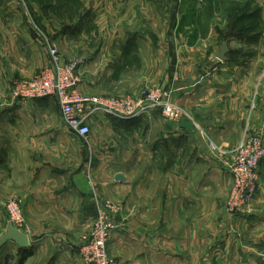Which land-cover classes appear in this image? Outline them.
<instances>
[{
  "label": "crops",
  "instance_id": "obj_1",
  "mask_svg": "<svg viewBox=\"0 0 264 264\" xmlns=\"http://www.w3.org/2000/svg\"><path fill=\"white\" fill-rule=\"evenodd\" d=\"M79 1L87 8L86 14L76 25L64 26L59 37L58 44L65 56L68 54L70 58L75 54L77 44L71 42L75 35L77 39L79 33L82 36L90 33V26L96 30L97 21L85 28L94 14L101 15L105 11L110 18L107 40L98 45H85L87 39L78 43L82 47L97 46L91 56L109 62L107 72L95 73L96 61L80 69L79 92L122 97L120 94L126 93L133 84L128 78L132 69L142 65L147 69V59L155 68L160 61L156 51H160L163 57H168L163 66L155 68L154 73L160 77L148 76L146 80L155 86L173 89V102L184 114L177 121L166 119L159 112L123 121L103 115L94 117L91 124L99 127L100 137L120 129L130 138L123 154L124 170L107 175L104 165L96 172L104 181L99 182L91 194L81 185L80 189L67 191V199L72 204L67 206L70 212L66 217L75 224L87 225L101 212V199L119 204L121 214L113 217L119 231L112 250L126 264H215L214 260L222 264L219 258L235 264L244 250L234 248L231 243L240 226L237 222L243 218L227 217L223 206L232 188L231 165L237 147L248 133L264 136V58L252 57L234 64L231 58L219 61L217 51L219 35L228 24L229 3L248 0ZM250 1L260 9L264 19V0ZM223 14L227 20L217 23ZM22 24L19 20L17 24L12 22L10 32ZM27 30L31 41L23 42L22 48L21 38L13 41L7 35V40H3L4 33L0 32V46L6 51L2 60L0 58V106L4 107H1L3 112L6 110L16 118L0 121V129L12 131L11 147L6 146L0 153L26 155L24 161L36 163L37 156L47 148L46 159H51L56 122L47 121L52 98L21 101L13 95L15 82L30 79L50 65L47 44L38 39L37 32L30 26ZM262 44L252 45L251 50H258ZM68 46L72 47V54L66 52ZM143 50L147 51L146 56L141 53ZM170 50L171 57L168 56ZM93 57L85 58L91 61ZM257 90L261 92L258 99ZM38 117L42 121H36ZM117 125L121 127L116 128ZM57 126L67 131L62 122ZM58 131L56 128L55 132ZM93 142L99 150L109 144L104 138ZM119 174L125 177L124 183L115 180ZM86 195H91L90 200L84 201ZM255 198L253 202L257 203ZM62 199L61 195L54 198L44 191L31 207L37 211L48 210L49 205L59 207ZM35 224L36 221L34 227ZM44 234L46 238L37 240L29 249L12 244L5 247L9 251L13 249V255L17 250L19 256L47 257L46 264L80 263L78 257L58 245L62 240L58 230ZM8 257L10 253L5 259Z\"/></svg>",
  "mask_w": 264,
  "mask_h": 264
},
{
  "label": "rangeland",
  "instance_id": "obj_2",
  "mask_svg": "<svg viewBox=\"0 0 264 264\" xmlns=\"http://www.w3.org/2000/svg\"><path fill=\"white\" fill-rule=\"evenodd\" d=\"M216 4L217 8H220V3L217 2ZM228 6V24L219 35L217 55L221 52L223 44L228 41L230 52L227 56L228 58H231L232 63L234 64L237 62L239 63L242 59H250L252 57L264 58V44H262L264 42V19L262 17V13L257 14L258 16L261 15V18L258 22H256L250 18L239 17L242 13L250 12V9L243 7L242 2L232 1ZM251 9H254L253 5L251 6ZM86 12L87 8H84L82 2L79 0H0V32L4 33L2 38L3 40H7V35L13 41L21 38V46H19L22 48L23 42L31 41L30 35L27 34L29 33L27 29H29L30 26L37 32L36 35L38 39L41 38V40L47 44L48 48H46L49 56L51 53L50 47L55 46L57 47L59 54H61V57L66 60L64 61L65 63H77V74L80 79V69L84 68V66L86 67L87 65L90 66V62L96 61L98 63L97 66H95V73L97 74L103 71L107 72L109 67L106 66V64L109 63L106 59L91 56V53L96 50L97 46H79L80 43H83L84 39H87V43L85 45H88L89 43L98 45L101 41H105L109 38L107 25L110 18L109 14L105 11L101 15L94 14V18L92 19L91 17L85 27L88 28L89 24H95L97 21L96 30L98 31L93 30V28H91L92 26H90V33H87L86 35L84 34L83 36L79 33L77 39H75V35V38L71 40V42H76L77 44V46H75V54L73 56L70 58L68 54L65 56L63 54L65 52L64 49H62V51L60 49L58 44L59 37L61 36V32H64V26L76 25L81 16L85 15ZM25 15H27V17ZM90 16L88 18H90ZM227 19L225 18V14H223L222 18H218L217 23L221 20L226 21ZM237 19L238 21H236ZM18 20L23 22L22 26H19L16 31L10 32L12 22L17 24ZM22 30L25 32H21ZM241 31H246L247 34L242 33ZM116 35L119 36V34ZM245 35L254 36L256 38L253 40L255 43H247L246 41L250 42L252 40L245 38ZM205 36L208 37V34H205ZM111 40H113L112 37ZM205 42L209 43L208 41ZM242 43H246L248 45H244ZM259 43L262 44L259 48L260 50H251L252 45L254 46ZM144 44L145 43H142V45ZM65 49L67 53L72 54L73 49L71 46H68ZM171 51L172 50L169 51L168 55L170 57ZM5 52V49L0 46L1 60V56L4 55ZM156 52V57H158L160 61L155 68H160L161 65L163 66L164 63H166L168 57L166 55L163 57L160 51ZM141 53H144L143 55L145 56L147 55V51L143 50ZM85 57L93 58H91V61H86ZM51 59L52 58L50 56V65ZM147 62V69L145 65H142L139 68L136 66L132 69L128 78L132 79L133 84L131 85V89L126 90V93L120 94L122 97L99 95L86 96L92 98L139 99L143 93L156 87H162L160 85L155 86L151 84L150 81L147 82L148 80H146V78L148 76H152L153 78L160 77L157 75V72L154 73L156 69L151 64V60L147 59ZM48 66H45L39 73L30 79L39 77L41 73L48 68ZM144 67L145 69H143ZM163 72L164 71L162 70V73ZM30 79L17 81L12 85V88L14 85ZM124 79V76H122V81ZM140 79L145 80L144 82H139ZM122 85H120V87ZM257 91L258 93L256 94V98L258 99L261 92H259V90ZM123 95H125V97H123ZM1 107L2 106H0V121H6L8 119L13 121L15 116L9 112H5L6 110L3 112L2 108L4 109V107ZM49 107L51 114L47 121H52L53 123L56 122V126H53L54 129L52 144L50 146V160L46 159L45 156L48 155L49 148H47L48 150L46 152L42 151V154L37 156L36 163L24 161L23 158L28 157L26 155L16 154L7 156V154H4L3 156V154L0 153V158H2V160H0V238L8 233L9 227L12 225L19 231L30 236V244L34 245L37 243V240L46 238L44 233L50 232L51 230H58L60 233L58 235L62 238V240L58 242V245L62 248L68 249L69 253L72 254L73 257H78L80 261L79 264H86L82 251L84 247L91 242L98 229L105 224L109 229L107 231L108 238L106 243L108 257L114 260L116 264H126V261L114 255L112 250V244L119 231V225L113 220L115 215L119 216L121 214V207L119 204L115 205V203L110 199H101V212H99V214L96 213V215L92 217L93 220H89L87 225H85V223L82 225L75 224L71 221V219L66 217L65 214L70 212L68 211L67 206L72 204V202L67 199V191L80 189L81 185L91 194L93 189L98 187V183L104 181V179L99 178L96 173L104 165L106 166L105 172L107 175L117 171L123 172L125 164L123 154L125 151V145L130 138L126 135L125 130L121 131L120 129H118L120 133L116 130L113 131L112 134L109 133L107 136L102 135L100 137L101 132L99 127L96 126L94 128L91 124V136L87 140L81 139L77 137L66 125V132L61 131L58 128V122H64L62 121L60 114L61 111L55 99H52ZM100 115H103L111 120H116L112 116L106 114ZM40 119L41 118L38 117V120L36 119V121H42V119ZM117 127L121 126L117 125L116 128ZM56 128L59 130L58 132H55ZM11 135V130L0 129V151H2L1 149L6 146L11 147L9 140V138H12ZM98 138H104L105 141L109 143L107 146H104L102 150H99L98 147L94 145L93 141ZM113 156L118 158L111 159ZM259 173L260 187L258 194L256 195L257 197L255 196V199L258 201L257 203H255V201L252 202L250 206L251 210L248 214L246 213L239 217L243 219L238 220L237 226H240L237 228V233L233 238L234 241L231 243L234 248L238 246L240 249L243 248L244 250V252H240L237 256L235 264H264V202H262L264 201V198L263 200L261 199L262 194H264V162L261 163L259 167ZM109 179H112V177ZM262 187L263 190L260 189ZM44 191L47 195H53L54 198L60 197V195L63 196L64 199H62V204H60L59 207H51V205L48 204V210H33L34 207H31V205L36 204L34 199L41 197ZM90 196L91 195H86L84 201L90 200ZM15 201H20L22 203L21 209L23 211V216H21V219L23 220V224H21L20 217L17 219L14 218V215L16 214L14 207L15 204L13 206L11 205ZM46 213L47 217H45ZM62 215H65V217ZM34 221L37 223L35 224V227ZM75 235H78V237L76 238ZM11 244L16 245L14 243H8L6 246L9 247ZM252 247L255 249L254 251L251 250ZM18 248L20 247L18 246ZM8 249L9 248L6 247L0 249V264H22L21 259L23 258V255L21 254L19 256V252H17V250H15L13 255V249L10 251ZM8 253H10V258L8 257L5 259ZM27 255L29 256L24 260L23 264H46L48 260V258L44 256H41V258L39 257L40 259H35L32 256L33 254ZM219 260L222 264H230L227 259L223 260V258H219ZM214 263L217 264V261L214 260ZM48 264L50 263L48 262Z\"/></svg>",
  "mask_w": 264,
  "mask_h": 264
},
{
  "label": "built area",
  "instance_id": "obj_3",
  "mask_svg": "<svg viewBox=\"0 0 264 264\" xmlns=\"http://www.w3.org/2000/svg\"><path fill=\"white\" fill-rule=\"evenodd\" d=\"M51 65L39 77L14 85L13 95L23 101L52 98L58 103L64 124L79 138L87 140L92 133V119L100 114L117 120H133L148 113L159 112L164 118L177 121L184 112L173 102L174 90L156 87L139 99L88 97L78 91L80 79L77 63H65L57 47H50ZM264 161V136L251 135L240 143L231 165L232 188L224 205V214L232 219L250 212L260 187L259 167ZM15 204V205H14ZM22 203L15 201L14 218L23 220ZM108 227L103 224L82 251L86 264H116L108 257Z\"/></svg>",
  "mask_w": 264,
  "mask_h": 264
},
{
  "label": "water",
  "instance_id": "obj_4",
  "mask_svg": "<svg viewBox=\"0 0 264 264\" xmlns=\"http://www.w3.org/2000/svg\"><path fill=\"white\" fill-rule=\"evenodd\" d=\"M229 52V43L228 41H226L223 44L221 52L218 55V60L222 62L227 61V55L229 54ZM115 180L117 182L124 183L125 178L123 175L119 174L116 176ZM8 243H14L21 249H29L31 246L29 236L26 233L19 231L12 225H10L8 233L0 238V249L4 248Z\"/></svg>",
  "mask_w": 264,
  "mask_h": 264
},
{
  "label": "trees",
  "instance_id": "obj_5",
  "mask_svg": "<svg viewBox=\"0 0 264 264\" xmlns=\"http://www.w3.org/2000/svg\"><path fill=\"white\" fill-rule=\"evenodd\" d=\"M251 6H252V2H251V1L249 2V0H248L246 3H243V7L250 9V12H249V13H242L241 15H239V17H240V18H250V19H252V20L258 22V20L261 18V15H260V14H259L260 16L257 15L258 13H261V12H260V9L257 8V7H255V6H254V9H251ZM240 18H239V19H240ZM236 21H238V19H237ZM236 21H235V22H236ZM241 32H242V33H246V31H241ZM246 34H247V33H246ZM245 38H248L249 40H252V41H250V42H254L253 40L256 39V38H255L254 36H252V35H245ZM28 256H29V255H27V256L23 255V258L21 259V263H22V264H23L24 260H25Z\"/></svg>",
  "mask_w": 264,
  "mask_h": 264
}]
</instances>
